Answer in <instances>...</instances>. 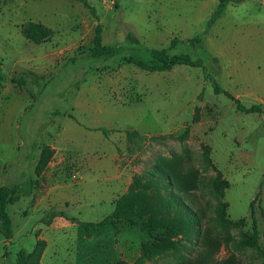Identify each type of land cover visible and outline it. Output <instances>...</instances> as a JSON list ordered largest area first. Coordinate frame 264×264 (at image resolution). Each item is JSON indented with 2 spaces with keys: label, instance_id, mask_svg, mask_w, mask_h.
<instances>
[{
  "label": "rangeland",
  "instance_id": "rangeland-1",
  "mask_svg": "<svg viewBox=\"0 0 264 264\" xmlns=\"http://www.w3.org/2000/svg\"><path fill=\"white\" fill-rule=\"evenodd\" d=\"M88 1L96 15L78 0H0V186L19 197L7 210L13 240L0 246V264H16L26 237L45 242L40 264H54L53 253L57 264H264V0H231L211 27L221 0ZM29 22L52 37L27 39ZM98 24L111 54L93 56ZM164 48L202 60L224 90L261 111L238 110L203 67L136 64ZM44 148L52 154L38 174ZM59 161L67 205L33 213ZM150 181L170 231L94 227L56 252L41 238L56 216L102 221Z\"/></svg>",
  "mask_w": 264,
  "mask_h": 264
},
{
  "label": "trees",
  "instance_id": "trees-1",
  "mask_svg": "<svg viewBox=\"0 0 264 264\" xmlns=\"http://www.w3.org/2000/svg\"><path fill=\"white\" fill-rule=\"evenodd\" d=\"M83 5L90 9V11L96 15V10L89 3L88 0H78ZM231 0H221L220 4L214 11L211 16V19L208 23V26L211 27L213 24L221 17L225 8ZM23 35L35 43H42L49 40L53 32L50 28L46 27L41 23L29 22L24 25L22 28ZM201 39H195L192 43H200ZM178 40L174 39L170 48H173L177 44ZM93 56H103L112 53V48L102 45V26L100 24L96 27V33L94 37V48ZM152 62H145L142 60L136 61V64L147 71L151 72H161L168 71L173 69L176 66L185 65L191 67H203L205 70V76L207 79L212 81L215 88V92L218 94H225L228 98L233 100L238 110L245 113H255L260 112L261 107L254 105L251 107L244 106L241 101L236 98L234 95L224 90L214 79V77L206 71L204 63L202 60H193L189 55H170L166 48L164 49H154L152 50ZM3 78L0 76V80ZM13 82L18 85H26L27 81L24 77L13 78ZM104 133L108 134L107 129H104ZM52 151L49 148H44L42 151V159L37 167L38 174H40L47 164L48 159L46 153ZM161 178V177H158ZM152 182L148 184L138 183L137 185L130 188V190L125 193L122 197L116 202L114 212L104 218L98 223L93 222H80L77 219L72 218L71 220L75 221L81 227L85 229H90L94 227H105L112 226L117 234L121 231V224L129 223L132 227H137L143 232H148L150 235H153L159 232L162 229L170 231V225L167 223L166 219L163 217L162 211L159 207L153 203L152 199L149 196V192L152 189ZM17 188H9L6 186H0V235H2L6 240H11L13 238V222L12 218L7 211V207L10 204H14L19 200V197L16 196ZM173 207H177L174 206ZM177 214H180L185 220L189 216L184 209H179L176 211ZM66 216L65 213L60 212L57 215ZM67 217V216H66ZM180 224V221L178 222ZM45 242L38 241L36 247L32 252H27L22 249L17 255L16 264H40V260L44 253Z\"/></svg>",
  "mask_w": 264,
  "mask_h": 264
},
{
  "label": "crops",
  "instance_id": "crops-1",
  "mask_svg": "<svg viewBox=\"0 0 264 264\" xmlns=\"http://www.w3.org/2000/svg\"><path fill=\"white\" fill-rule=\"evenodd\" d=\"M65 168H66L65 161H59L58 163L51 165V169H50L51 175L49 176V179L47 180V183L44 189L45 197L39 196L37 198V201L36 199H34L33 202H31V208H32L33 213L41 212L42 214L44 212L43 211L44 207H47V209L56 208V210H62L63 208L66 207L67 202H68L67 201L68 191L70 190L71 185L65 181V175H64ZM103 201H104V196L102 195L101 197H97L96 201L93 203L101 204L103 203ZM10 206H12V204L8 205L7 207L8 211H9ZM27 211L28 210H22V215L27 213ZM83 222H88V221H83ZM90 222L95 223L94 221H90ZM87 231L88 230H85V228L81 227L80 225H74L71 221H69L68 219L62 216H56L53 218V221L50 225L45 226V230L43 231L41 238L45 240L50 239V245L55 246L56 248L55 252H56V250L60 251L61 249H64V247L68 246L70 242H72L71 236L73 234L76 233L81 236L83 234L85 235ZM95 232H98V231H95ZM25 242L29 243L31 247L34 248L37 243V239L34 237H26L24 241L22 242V244H20V246L25 248L24 246ZM74 243L77 244L76 239ZM1 245L4 246V245H11V244L9 243V241H7L5 238L2 237V239H0V246ZM0 255H1L0 258L4 256L5 251L3 250L2 254ZM55 257H56V253H53L54 264H57V260L55 259ZM43 258H46V252Z\"/></svg>",
  "mask_w": 264,
  "mask_h": 264
}]
</instances>
